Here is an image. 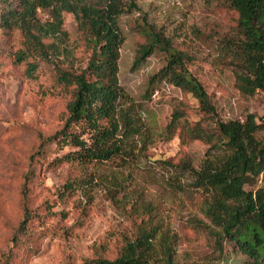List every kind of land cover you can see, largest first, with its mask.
I'll return each instance as SVG.
<instances>
[{
  "label": "rangeland",
  "instance_id": "1",
  "mask_svg": "<svg viewBox=\"0 0 264 264\" xmlns=\"http://www.w3.org/2000/svg\"><path fill=\"white\" fill-rule=\"evenodd\" d=\"M134 1L137 10L118 19L124 39L118 78L134 105L140 136L123 162L82 169L55 162L69 150L49 140L63 126L69 95L52 66L41 64L34 78H28L25 67L13 62L18 33L0 29V264H84L113 256L122 240L147 221L176 236L179 264H218L214 228L199 212V194L171 188L170 180L178 176L166 165L189 161L198 167L207 146L184 129L196 122L206 128L210 120L190 95L153 78L165 63L160 53L133 67L144 43L138 31L147 24L188 56L190 72L222 122L243 121L248 114L263 117L264 96L257 92L244 97L235 88L230 52L222 41L236 36L238 16L219 0ZM38 16L46 19V13ZM63 26L76 65H84L87 48L67 15ZM176 116H181L176 129L167 131ZM257 137L264 139V134ZM30 172V208L39 218L17 241L13 235L21 220L20 189ZM71 179L87 181L89 187L86 195L78 190L63 205L58 194ZM223 249V264H241L243 258L231 244Z\"/></svg>",
  "mask_w": 264,
  "mask_h": 264
},
{
  "label": "trees",
  "instance_id": "2",
  "mask_svg": "<svg viewBox=\"0 0 264 264\" xmlns=\"http://www.w3.org/2000/svg\"><path fill=\"white\" fill-rule=\"evenodd\" d=\"M219 1L238 16L236 36L222 41L230 52L235 88L244 97L257 92L264 96V0ZM136 10L134 0H0V29L17 32L20 38L13 62L23 65L30 79L41 64L52 66L57 83L69 95L63 126L49 139L69 150L55 162L82 169L123 162L134 153L132 141L140 136V129L132 100L119 83L124 39L118 19ZM41 12L46 13L45 20L39 18ZM64 15L73 20L87 48L84 65L75 63ZM138 33L144 43L133 67L160 53L165 63L153 78L190 95L198 111L210 120L206 128L199 122L185 127L186 135L203 142L207 151L195 168L189 161L167 162L178 176L169 186L199 194V212L214 228L218 264H223L224 244H231L242 256L241 264H264V139L257 137L264 134V115L257 119L248 114L243 121L222 122L202 84L190 72L188 56L147 24ZM180 118L176 116L167 131L176 129ZM31 178L32 172L20 189L21 220L13 235L17 241L39 218L30 208ZM88 187L87 181L71 179L58 194L59 203L64 205L78 190L84 189L86 195ZM148 222L138 225L133 237L124 238L113 256L94 257L84 264H179L176 236Z\"/></svg>",
  "mask_w": 264,
  "mask_h": 264
}]
</instances>
